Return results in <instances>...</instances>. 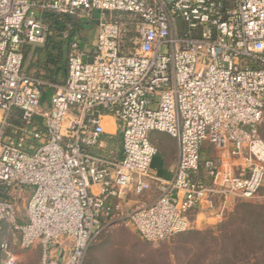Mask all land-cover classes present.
I'll use <instances>...</instances> for the list:
<instances>
[{"label":"built area","instance_id":"1","mask_svg":"<svg viewBox=\"0 0 264 264\" xmlns=\"http://www.w3.org/2000/svg\"><path fill=\"white\" fill-rule=\"evenodd\" d=\"M66 18L92 21L93 52ZM53 31L55 84L22 67ZM152 133L177 143L167 177ZM235 199H264V0H0V264L36 247L40 264H84L114 225L159 244Z\"/></svg>","mask_w":264,"mask_h":264},{"label":"rangeland","instance_id":"2","mask_svg":"<svg viewBox=\"0 0 264 264\" xmlns=\"http://www.w3.org/2000/svg\"><path fill=\"white\" fill-rule=\"evenodd\" d=\"M84 34L86 38L94 36L92 32ZM108 133L115 134L114 149L118 156L121 142L119 133L115 130L108 131ZM153 136L159 138L162 143L170 142L165 134L154 133ZM151 141L157 146L159 152L162 144ZM169 148L168 144L163 146L166 151L163 155L167 159L173 158V150L170 154ZM202 151L206 156L213 155L207 144L204 145ZM159 158L161 159V156L158 154L155 159ZM257 208H260V213L263 214L264 199H235L222 221L219 219L205 220L202 217L196 219L195 213L191 216V220L194 222L191 230L175 235L159 244L146 243L129 228L114 225L105 230L88 249L84 264H218L243 236L238 231V223H241L240 227L244 233L248 231L244 236L249 238V234H252V238H249L250 241L247 245L250 250L242 252L239 250L240 253H234L236 258L233 262L238 264L253 263L260 253V245L264 250V245L261 244L264 243V238H259V243L255 232L250 229L251 224L260 223V219L256 216L259 215ZM254 211L255 213H253ZM231 218H236L232 226L229 222ZM227 234H232L230 241H225ZM238 247L240 249L241 245ZM28 260H30V264L40 263V259L35 253L31 254V258Z\"/></svg>","mask_w":264,"mask_h":264},{"label":"crops","instance_id":"3","mask_svg":"<svg viewBox=\"0 0 264 264\" xmlns=\"http://www.w3.org/2000/svg\"><path fill=\"white\" fill-rule=\"evenodd\" d=\"M97 15H93V23L96 22L95 18ZM68 23H67V22ZM64 25L71 27L73 31L78 34L80 38V46L85 53H91L95 48V27L92 21H85L82 23L81 21H77L75 19L66 18L64 20ZM92 32L94 34L93 38H86L84 33ZM67 45L61 41H58L56 38V32H52V37L48 39L44 48H32L25 47L23 49V72L25 75L33 78L41 79L47 83L55 84L60 83L65 80L67 75ZM51 95V89H46L44 92V99L47 101ZM104 130L106 133L108 131L115 130L116 124L113 118L106 117L104 119ZM154 134V133H153ZM151 134V140L162 144V147L159 148V156L161 159H154L152 162L153 171L161 177H167L172 169L175 166L176 158H177V143L174 139L167 136L170 139V142H164L159 138H156ZM162 134V133H161ZM169 145V153L171 154L173 150V158L167 159L165 155H163L166 151L163 149V146ZM150 197V195H148ZM234 201H231L228 205V208L232 206ZM234 206V205H233ZM196 213V219L202 217L205 220H218L217 218L211 215H203L198 211ZM194 213V214H195ZM38 255V258L41 257V250L39 247H36L27 252H21L17 250L16 258L17 264H30L31 254ZM38 264H40L38 262Z\"/></svg>","mask_w":264,"mask_h":264},{"label":"trees","instance_id":"4","mask_svg":"<svg viewBox=\"0 0 264 264\" xmlns=\"http://www.w3.org/2000/svg\"><path fill=\"white\" fill-rule=\"evenodd\" d=\"M119 136H120V133H119ZM114 143H116V137L115 136L112 139H110V141H109L110 148L114 149V146H115ZM119 156H120V154H119ZM208 157H209V155L206 156L205 153L202 151V153H201V162H204L205 160H207ZM257 210H258L259 215H256V214L255 215L260 219V223L259 224H257V223L251 224V228L250 229H251V231L255 232L256 237H257V241H258L259 238L260 239L264 238V216H263L264 212H263V214H261L260 213V208H257ZM253 213H255V211ZM235 219H233V218L229 219V222L231 223V226L233 225ZM238 224H239L238 231L241 233V235L243 234V236L239 239V242H237L238 244L236 243L235 245H233L234 248L232 250H230L229 252H227L226 256L223 257L218 264H238L236 262H233V260L236 258V255L234 253H240L239 250L241 252L242 251H246V250H250L247 247V245H248V242L250 241L249 238L250 239L252 238V234H249V238H248V236L246 238V236H244V235H246L248 231H246L244 233L243 230H242V227H240L241 223H238ZM235 227H237V226H235ZM231 239H232V234L225 235V241L226 240L230 241ZM261 244L264 245V243H261ZM239 245H241L240 249L238 247ZM233 246H231V247H233ZM259 252L260 253L257 255V259H255V261L253 263H249V264H264V250L262 249V245H260V247H259Z\"/></svg>","mask_w":264,"mask_h":264}]
</instances>
